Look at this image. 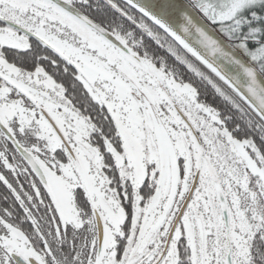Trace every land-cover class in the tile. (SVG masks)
Listing matches in <instances>:
<instances>
[{
    "label": "snow or ice",
    "instance_id": "snow-or-ice-1",
    "mask_svg": "<svg viewBox=\"0 0 264 264\" xmlns=\"http://www.w3.org/2000/svg\"><path fill=\"white\" fill-rule=\"evenodd\" d=\"M0 186V264H264V0H0Z\"/></svg>",
    "mask_w": 264,
    "mask_h": 264
},
{
    "label": "trees",
    "instance_id": "trees-1",
    "mask_svg": "<svg viewBox=\"0 0 264 264\" xmlns=\"http://www.w3.org/2000/svg\"><path fill=\"white\" fill-rule=\"evenodd\" d=\"M203 98V97H202ZM207 100H208V102H211V103H215L214 101H213V98H212V93H211V91L209 90V92H208V96H207ZM216 105H219L220 104V102L219 101H217V103H215Z\"/></svg>",
    "mask_w": 264,
    "mask_h": 264
},
{
    "label": "flooded vegetation",
    "instance_id": "flooded-vegetation-1",
    "mask_svg": "<svg viewBox=\"0 0 264 264\" xmlns=\"http://www.w3.org/2000/svg\"><path fill=\"white\" fill-rule=\"evenodd\" d=\"M214 101V100H213ZM217 101H219V100H215L214 102L215 103H217ZM209 103H211V102H209ZM4 188H3V186H0V194H3L4 193Z\"/></svg>",
    "mask_w": 264,
    "mask_h": 264
}]
</instances>
